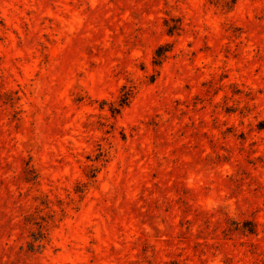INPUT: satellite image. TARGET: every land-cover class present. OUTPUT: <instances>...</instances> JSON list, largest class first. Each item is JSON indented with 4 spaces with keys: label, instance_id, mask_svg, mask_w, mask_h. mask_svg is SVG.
I'll return each instance as SVG.
<instances>
[{
    "label": "rangeland",
    "instance_id": "1",
    "mask_svg": "<svg viewBox=\"0 0 264 264\" xmlns=\"http://www.w3.org/2000/svg\"><path fill=\"white\" fill-rule=\"evenodd\" d=\"M230 5L0 0V264H264V0Z\"/></svg>",
    "mask_w": 264,
    "mask_h": 264
},
{
    "label": "trees",
    "instance_id": "2",
    "mask_svg": "<svg viewBox=\"0 0 264 264\" xmlns=\"http://www.w3.org/2000/svg\"><path fill=\"white\" fill-rule=\"evenodd\" d=\"M212 3L215 4H220L221 0H211ZM237 3V0H232V5H230V8H233L235 6V4ZM165 26L167 27V31L169 34H176L179 33L183 26H182V22L181 19L176 18V17H171L170 19H166L165 20ZM172 44L171 43H163L161 45H159L154 53V60H153V64L155 66L160 67L163 62L165 61L166 58H168L169 54L172 51ZM134 89L135 86H125L124 87V91L123 94L121 96L120 102H119V106L120 107H112L111 111L114 115L120 113L121 109L127 105H129V103L131 102L132 98H133V94H134ZM89 178H95L96 177V173H92V174H88L87 175ZM31 180H35V178L31 179ZM30 181V180H29ZM246 225L244 227L245 231H249L251 234H256L258 229H257V225H255L253 222H246ZM33 241L29 243L30 249L34 250L36 248H39L42 246V242L44 241V233L42 231V229H40V231L38 233H33Z\"/></svg>",
    "mask_w": 264,
    "mask_h": 264
}]
</instances>
